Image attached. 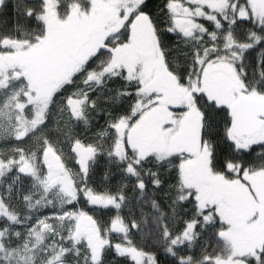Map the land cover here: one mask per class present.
Returning a JSON list of instances; mask_svg holds the SVG:
<instances>
[{"label":"snow or ice","instance_id":"obj_1","mask_svg":"<svg viewBox=\"0 0 264 264\" xmlns=\"http://www.w3.org/2000/svg\"><path fill=\"white\" fill-rule=\"evenodd\" d=\"M0 264H264V0H0Z\"/></svg>","mask_w":264,"mask_h":264}]
</instances>
